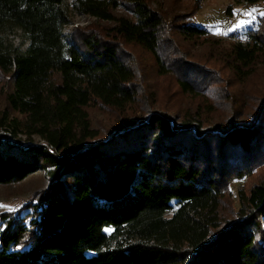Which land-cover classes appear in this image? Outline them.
<instances>
[{
  "label": "trees",
  "instance_id": "16d2710c",
  "mask_svg": "<svg viewBox=\"0 0 264 264\" xmlns=\"http://www.w3.org/2000/svg\"><path fill=\"white\" fill-rule=\"evenodd\" d=\"M76 15L112 26L67 33ZM186 20L169 22L150 0H0V90L12 83L0 185L47 177L34 201L0 216V264H264V180L240 192L230 220L221 213L230 185L264 167V98L245 120L232 112L214 124L202 110L126 115L140 84L125 45L151 54L160 75L176 73L184 94L209 97V70L177 60L171 42L173 31L209 42ZM224 51L241 79L264 67V17ZM93 105L121 114L106 138L92 126Z\"/></svg>",
  "mask_w": 264,
  "mask_h": 264
},
{
  "label": "rangeland",
  "instance_id": "374dc122",
  "mask_svg": "<svg viewBox=\"0 0 264 264\" xmlns=\"http://www.w3.org/2000/svg\"><path fill=\"white\" fill-rule=\"evenodd\" d=\"M150 4L154 9L162 11L169 22L177 15L186 16L188 23L210 32L209 42L206 39L188 41L176 31H173L171 37L175 50L181 53L179 57L177 55V60L200 65L209 70L212 77L204 85H208L206 93L209 97H192L184 94L178 85L176 73L160 75L151 54L138 46L125 45L127 57L136 68L138 84H140L137 87L138 102L126 115L133 113L134 110L139 115H144L154 109L182 119L202 110L199 112L201 119L207 124H214L226 122L233 116L232 112L239 113L238 117L241 116V120H245L246 115H251L260 108L261 100L264 98V67L259 65L251 77L241 79L240 76H235L220 54L229 48L234 38L259 26L260 19L264 17L263 4L249 6L244 0H206L198 12L195 11V0H150ZM116 14L129 16L126 10H119ZM111 26L112 24L107 22L76 15L73 25L68 26L66 32L75 33L94 29L101 33L100 30ZM213 40L220 41V44L215 45ZM15 43L17 44L18 41L15 40ZM2 84L0 115L4 112L11 113L7 107L6 95L12 83L4 79ZM221 97L231 100H222L223 103L216 106L215 102ZM89 114L93 128L100 132L102 138H106L118 127V120L121 117L117 111L99 105L91 106ZM18 138L22 143L27 142L26 144L43 143L38 137H34L31 141L23 135ZM263 180L264 167L256 171L253 176L236 180L230 185L222 203L221 213L224 220H230L232 214L235 215L240 209V192L249 195L250 190ZM46 186L47 177L43 172L34 174L17 184L0 185V205H4L0 207V216L11 214L23 208L28 202L34 201Z\"/></svg>",
  "mask_w": 264,
  "mask_h": 264
},
{
  "label": "snow or ice",
  "instance_id": "6c2138e0",
  "mask_svg": "<svg viewBox=\"0 0 264 264\" xmlns=\"http://www.w3.org/2000/svg\"><path fill=\"white\" fill-rule=\"evenodd\" d=\"M262 14H264V13H262ZM237 26H239V25H237ZM0 207H4V205H0Z\"/></svg>",
  "mask_w": 264,
  "mask_h": 264
}]
</instances>
